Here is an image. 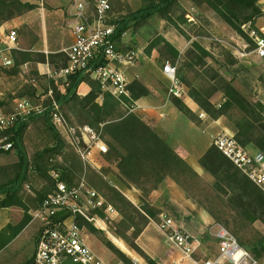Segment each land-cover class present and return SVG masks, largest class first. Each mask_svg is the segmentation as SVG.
Listing matches in <instances>:
<instances>
[{
  "label": "trees",
  "instance_id": "obj_1",
  "mask_svg": "<svg viewBox=\"0 0 264 264\" xmlns=\"http://www.w3.org/2000/svg\"><path fill=\"white\" fill-rule=\"evenodd\" d=\"M180 1L140 0V7L136 11L127 13V15L114 20L117 26L115 41L118 47L121 43L123 32L132 24L140 21L144 22L156 14L162 18L170 19L174 7L179 5ZM260 1L192 0V3L200 10L208 9L213 11L218 18L223 20L234 32L249 41L254 47V42L244 32L242 25L245 22H250L252 28L260 32L256 26L257 20L264 17V11L259 5ZM36 7L35 4L22 0H0V26ZM184 12L183 10L179 16L181 21H185L183 17ZM161 43L164 46V50L172 56V63H175L181 55L180 51L162 36L155 38L149 43L147 52L150 53ZM196 50L201 52L197 53L195 52ZM162 51L163 49L161 50V55H163ZM187 53L188 55L191 54L193 62L189 64V62L185 61L178 68L177 75L181 82L190 88L191 84L185 76V71L188 66L192 68L196 63H204V57L208 55V52L198 42H194L193 48ZM201 53L202 55H200ZM13 57L16 59L15 68L25 62L38 63L49 61L56 69L67 65V56L64 52L46 55L45 53L24 50L15 51ZM56 62H60V64ZM17 72L18 70L15 69L14 73ZM33 73H37V68H35ZM260 79L264 82V71L261 73ZM84 81L92 85V91L87 96L81 97L77 93V89ZM57 83L59 82H56L54 79H48L49 86L46 91L49 88L53 89L54 97L60 102L61 109L64 111L67 108L71 111L79 125H88L102 133L111 150L119 154L120 162L118 166L123 173L130 176V174L138 172H147V169H151L152 167H162L167 172L168 170L175 169L179 173L189 171L193 177L198 176V173L185 160L180 158L166 140L147 125L139 115L121 112L120 100L108 92H103L100 83L92 79L89 74L82 71L71 74L68 76L67 82L62 83V90L58 89ZM219 83L218 89L223 91L225 98V102L220 108H217L210 101V97L213 95L215 89L200 92L193 90L191 87L189 92L201 109L207 112L211 118L217 119L225 115L234 123L236 129L235 138L240 144L250 150L264 152V103L249 100L231 81L219 78ZM129 89L133 99H139L149 94V90L145 85L136 80L130 83ZM37 91L32 85H24L21 90H18L17 96L33 101L38 95ZM101 94L104 100L103 104L99 105L96 100ZM126 100L128 101V99ZM51 103V98L47 97L42 113L20 120L11 131L10 139L14 143L13 149L11 151H0V157L12 151H15L17 155L16 162L9 165H0V195L3 196L0 199V207H19L25 213L18 224H9L0 231V251L10 244L31 222L32 215L30 211L36 208L37 203L43 201L48 196L47 193L51 189L53 181L49 188L46 187V189H42L39 192L37 200H34V204L29 205V200L25 198L22 190L30 175H38L50 181L49 172L53 169H58L62 172V180L69 185H73L77 176L82 174L85 169L86 164L83 159L67 144L60 131L52 123ZM173 103L191 120L196 119L192 110L183 100L174 98ZM3 105L4 102L1 101L0 109ZM30 128H33L38 140V146L31 158H29L25 141ZM119 149L123 151H119ZM199 163L205 172L214 177V188L228 196L230 207L243 220L245 219L248 223L256 221L264 223V192L214 144L201 156ZM88 170L90 171L89 173ZM88 170L86 172L88 176H91V178L95 176L104 185L101 176L90 170V168ZM175 180L178 182L177 178ZM109 190L111 192V202L122 215L120 224L123 232H119V236L125 239L132 249L143 256L147 264H158L156 260L147 255L134 241L140 236L143 229L149 225L150 219L157 216V212L147 204L142 206L144 210L142 212L119 190L112 187ZM95 213H98L101 217H105L104 210H98ZM66 216L67 214L63 215V217ZM211 216L219 220L216 214L211 213ZM79 220L80 225L87 226L90 232L96 233L98 231L92 223L83 218H79ZM130 229L133 230V240L125 234V231ZM238 240L256 258L260 260L264 259V236L255 237L249 241L239 238ZM104 243L121 260H128L122 250L117 248L111 241L105 240ZM67 264L75 263L69 262Z\"/></svg>",
  "mask_w": 264,
  "mask_h": 264
},
{
  "label": "rangeland",
  "instance_id": "obj_2",
  "mask_svg": "<svg viewBox=\"0 0 264 264\" xmlns=\"http://www.w3.org/2000/svg\"><path fill=\"white\" fill-rule=\"evenodd\" d=\"M85 1H87L89 4V8L91 10L94 9L96 0ZM44 3L46 7L49 6L46 0ZM140 3V0H111L112 10L109 15V23L115 24L114 20H117V18H121L127 15V13L136 11L140 7ZM75 4L76 0H71V7H74ZM259 5L264 11V0H261ZM183 10L185 11L183 16L185 21H181L179 19V16L182 14ZM141 22L142 21L132 24L123 32V39L121 40L119 46L120 51L123 53L136 51L139 54L135 64L127 69V75L129 77L130 83L136 80L144 84L143 79L147 80V71L150 69L149 65L152 64V62L149 60L153 54L155 56L153 62L157 67L162 68L167 61L173 62L172 56L164 50L162 43L154 48L150 53L147 52V46L149 43L155 38L162 36L180 51L181 55L175 62V64H178V68L185 61L189 62V64L193 62V57L191 54L188 55L187 52L193 48L194 42H198L200 46L208 52V55L204 57V63H196L192 66V68L188 66L185 71V76L188 78V81L191 84L190 88L192 87L193 90L206 92L215 89L213 95L210 97V101L217 108H220L225 102L223 91L218 89L220 85L219 78H224L227 81H231L232 84L249 100L253 102L261 101L264 103V82L260 79L261 73L264 71V59L260 58L256 53L250 54L252 50H254L255 46L253 47L249 41L245 40L242 36L234 32L223 20L218 18L217 15L213 13V11L208 9H198L194 6L192 0H181L179 5L174 7L170 19L162 18L156 14L146 21L142 23ZM256 26L259 28L260 32H262V28L264 27V17H261L257 20ZM242 29L254 42L250 36L252 30H255L252 28L251 23L245 22L242 25ZM6 33H9V29L5 32V35ZM162 49V54L164 56L161 55ZM244 51L248 54L243 55ZM195 52L200 53L201 51L196 50ZM200 55H202V53ZM47 63H49V61L38 63L25 62L20 64L22 65V68H15L16 70L21 71L20 74L18 77L11 80L12 90H21L24 85H32L38 90V95L36 99L33 100V102L44 106L48 92L46 90L49 86L48 79H52L43 74L45 64ZM35 68H37L36 74L33 73ZM57 84L58 89L63 86L62 82ZM169 84L170 83L167 84L163 82L160 85L161 87L158 88L159 92L157 93L158 99L164 105L169 103L174 105V98L181 99L184 102L187 98H191L197 106L196 108L194 107L195 110H192V107L187 103L185 104L195 115L196 119L192 120V122L195 124V127L199 129L201 138H204L206 142L212 140L213 144V141L217 136L225 133L235 136L236 129L234 127V123L227 116L222 115L217 119L211 118V116L201 109L198 103L191 96L189 92L190 88L185 85V83L183 84L185 93L182 97L170 96L168 93ZM101 90L103 92L112 94L109 90H105L102 87ZM17 92L10 94L8 104H14L16 99L25 98L18 97ZM126 99H128V101ZM126 99L124 103L120 101L121 112L136 113L142 118L144 122L147 123V99L145 104L138 102L140 107H137L136 103L134 104L135 100L137 99H133L132 96L131 98ZM0 111L9 113L12 110L6 111L5 109L1 108ZM67 119L71 125L82 126L77 122L75 124V122L70 120L68 117ZM182 125L184 126V122H180L178 127H183ZM230 127L232 131L229 130ZM94 130L100 134L101 138L108 145L106 139L103 138L102 133L96 129ZM180 130L184 131L185 129ZM60 133L66 140L67 144L75 152H77L76 148L70 142L67 132L62 131ZM25 141L29 158H31L36 150V147L38 146V140L35 136L33 128L28 130ZM108 147L109 152L107 154L100 155H103L105 164L108 162V164H110L108 168L112 169L113 171L112 173H110V171L108 172L107 177L108 179L110 178V180L107 182L103 178L104 174H101L102 180L104 182L103 185V183L98 181V178L95 176L92 178L91 176H88L86 172L90 168V164L85 163L86 165L84 171L82 174L77 176L73 185L79 184L80 181L85 178L89 187L95 189L104 198L107 204H111L116 210V213L108 216L104 212L105 217H103V219L106 221V229H100L93 222H90L93 224L95 229L98 230L96 233L90 232L87 226L82 225L81 227L83 229V235L86 243L91 247L94 253H96L97 256L107 263L147 264L144 257L141 256L136 250L132 249L126 240L119 236V232H123V228L120 224L122 215L120 214L118 208L111 202V192L109 190L111 187L117 189L116 185L124 190H126L127 187L133 185L138 190V204H133L136 205L142 212H144L142 206L147 204V172H138L136 174H130V176L123 173L118 166L120 162L119 154L112 151L109 145ZM119 151L123 150L119 149ZM16 161L17 155L15 151L0 157V165H9ZM53 170L59 172L60 179H62V172L58 169ZM51 171L49 172L51 182L47 179L39 177L38 175H30L28 180L23 185L22 193L25 198L29 200V205L34 204V200H37L39 192L42 191V189H46V187L49 188L52 181L53 183L51 189L47 194H49L54 189L56 180L51 174ZM89 172L90 171L88 170V173ZM163 174H168L169 176L171 175V178L178 179L177 184L183 187L187 198H189L190 201L196 206L198 211L204 213L205 216L209 218V221L195 216V212L197 211H195L194 214L188 212L186 215L176 210L175 206H172L174 210L168 208V212L161 213H166L169 216H172L189 232L200 237L203 241L204 249L209 252L211 257L216 255L218 250L215 237L209 233V226L214 222L226 226L239 239H243L244 241H249L259 236H264V223L261 221L248 223L245 219L243 220V218L240 217L236 211L230 207L228 196L214 188V177L205 172L204 169L203 174L198 175L197 177H193L189 171L179 173L175 169L168 170V172L164 171ZM97 175L100 176V174ZM1 198L2 195H0V199ZM41 203L42 201L37 203L36 208H33L32 212L36 210L41 205ZM21 212L24 216V211L22 210ZM161 213L157 212V216L150 219L149 225L143 229L140 236L134 241L147 255L156 260L158 264H184L182 260H179V253L168 246L164 234L156 225V222L160 220ZM211 213L216 214L219 217V220L214 219L211 216ZM38 223L39 222L37 221L30 225L25 231H22L18 238H16L8 247L0 251V264H22L24 262L23 260L33 250V234ZM201 227L204 228L203 231H201ZM132 231V229L127 230L125 231V234L127 237H131L133 240ZM105 240L111 241L117 248L122 250V252L127 256L128 260H121V258H119L105 245ZM261 261L264 264V259Z\"/></svg>",
  "mask_w": 264,
  "mask_h": 264
},
{
  "label": "built area",
  "instance_id": "obj_3",
  "mask_svg": "<svg viewBox=\"0 0 264 264\" xmlns=\"http://www.w3.org/2000/svg\"><path fill=\"white\" fill-rule=\"evenodd\" d=\"M74 9V42L64 50L67 65L55 69L47 63L43 74L56 82L65 83L68 76L82 71L124 103L126 98H131L127 69L135 64L139 54L136 51H120L115 41L117 26L109 23L111 0H96L92 10L87 1L76 0ZM261 33L252 30L250 36L255 48L250 54L256 53L263 58L264 27ZM17 36L15 30H10L5 46L0 48V64L3 67L10 68L15 64L12 50L17 47ZM246 54L244 51L243 55ZM162 72L170 81L169 95L182 97L185 90L177 75L178 64L167 61ZM47 97L52 102V123L60 132H67L70 142L85 163H89L95 150L99 154L109 152L108 145L93 128L69 123L52 88L48 90ZM137 107L140 106L137 104ZM43 110L41 104L23 98L14 101L11 112L0 111V151L13 149L11 131L20 120L40 114ZM213 144L264 192V152L244 147L234 135L228 133L217 136ZM51 174L56 180L54 189L31 212L32 220L40 222L41 229L30 264H111L97 256L86 243L79 218L106 229L105 219L95 212L104 210L109 216L116 213L114 207L90 188L85 178L77 185H69L60 179L59 172L53 170ZM64 214L67 216L63 217ZM156 225L164 234L168 246L179 253V260L184 264H263L224 225L214 222L209 226V233L215 237L218 247L216 255L212 257L204 249L202 239L189 232L172 216L161 213Z\"/></svg>",
  "mask_w": 264,
  "mask_h": 264
},
{
  "label": "crops",
  "instance_id": "obj_4",
  "mask_svg": "<svg viewBox=\"0 0 264 264\" xmlns=\"http://www.w3.org/2000/svg\"><path fill=\"white\" fill-rule=\"evenodd\" d=\"M22 1L35 4L37 7L26 12L22 16L3 23L0 26V48L5 46L4 42L7 40L8 34L6 33L5 35V32L8 29L9 32L10 30H15L18 35L17 47L12 50V55L15 51L24 50L42 52L46 54L59 53L64 52L66 48L72 45L74 42L73 25L75 21V9L74 7H71V0H46V2L49 4L47 7L44 3L45 0ZM121 38L123 39V37ZM13 58L16 62L15 57ZM154 58V54L151 55L149 61H151L152 64L149 65L150 69L147 71V80L143 79V83L149 90V94L147 97L144 96L135 100V102L136 104H138V102L145 104L147 99V124L159 136L165 140L168 139L169 141L167 140V142L175 150V152L183 160H185L191 166V168L198 173V175H202L203 169L199 164V160L206 150L212 145V140L206 142L204 138H201L199 129L195 127V124L192 122V120H190L175 105L172 103L164 105L158 99V88L161 87L160 85L163 82L168 84L170 81L163 74L162 68L157 67L153 62ZM56 63L60 64V62ZM50 66L55 68L51 64ZM20 67L22 68V65H20L19 68ZM14 70L15 64L10 68L3 67L0 64V102H4L2 108L6 111H11L14 106L13 103L8 104L10 94H14L18 91L17 89L14 91L12 90L11 80L18 77L21 71L18 70L17 73H14ZM91 91L92 85L86 81L82 82L77 89V93L81 97L87 96ZM103 100L104 98L101 94L97 98L96 102L99 105H102ZM185 103L190 105L192 110H195L197 107L191 98H187ZM63 112L76 124V118L71 111L65 108ZM180 122H184V126L182 125L183 127H178ZM180 129L185 130L182 131ZM229 130L232 131L231 127ZM89 164L90 170H94L97 174H100V176L101 174H104L103 178L107 182L110 180V178L108 179L107 177L109 171L110 173L113 172L112 169L108 168L110 164H108V162L105 164L103 155H100L96 150L92 152L89 159ZM164 171L165 170H163L162 167H152L151 169H147V205L154 208L158 213L168 212V208L174 210V206L176 207V210L186 215L188 212L194 214V212L197 211L195 212V216L209 221V218L205 216L204 213L198 211L196 206L190 201L189 198H187L183 187L177 184L175 178H171V175L169 176L168 174L163 176ZM116 188L119 189L132 203L136 205L138 204V190L133 185L127 187L126 190L119 188L117 185ZM21 211L22 210L19 207H0V231L9 224H18L23 218V213ZM31 212L32 210L30 213ZM35 222L37 221L31 220V222L23 229V231H25ZM40 229L41 223L39 222L33 234V250L25 259L23 258L24 262L22 261V264H30L32 262ZM203 229L204 228L201 227V231H203ZM19 235H17L15 239L18 238ZM15 239H13V241ZM10 244H8L6 247H8Z\"/></svg>",
  "mask_w": 264,
  "mask_h": 264
}]
</instances>
